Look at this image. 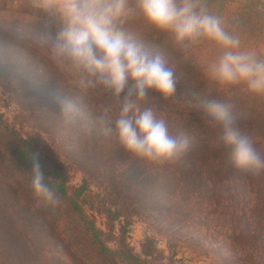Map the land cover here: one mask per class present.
I'll return each mask as SVG.
<instances>
[{"label": "rangeland", "instance_id": "1", "mask_svg": "<svg viewBox=\"0 0 264 264\" xmlns=\"http://www.w3.org/2000/svg\"><path fill=\"white\" fill-rule=\"evenodd\" d=\"M249 2L199 0L211 14L222 19L227 31L239 37L242 49L254 50L264 59V9ZM127 4L128 15L120 25L124 38L162 56L173 72L190 66V57L199 52L202 58L198 57V69H191L192 74L188 70L186 74H180L179 80L190 82L192 87L202 83L208 91L212 89V98L226 104L231 115L238 118L236 120L242 119L241 134L264 146V125H260L264 120V95L250 93L242 83L222 85L210 74L223 49L204 38L176 45L168 33L160 32L144 21L136 0H127ZM36 15L29 0H0V114L9 130L17 133L19 138L39 141L40 149L52 165L59 167L66 176L67 188H78L87 181L91 198L99 196L101 201L94 204V208L85 206L87 214L95 218L97 227L105 231L110 221L100 210L116 213L115 232L128 225L125 241L140 257L146 239L153 238L157 253L149 259V264H264V222L260 228L256 227L257 239H263L261 250L249 251L246 247L243 250L234 247L230 240L236 211L233 207H239L231 205L229 199L240 202L245 197V213H249L251 203L255 201V191L252 194L247 183V171L245 180L239 183H245V196L242 191L235 195L233 188L238 181H230L211 158L203 167L196 162V168L190 174L175 173L169 170L171 164H147L127 154L123 159L122 152L117 151L120 144L115 134L104 130L102 134L101 130L98 132L99 145L110 161L103 160L98 167L96 160H89L91 156L85 147L89 141L84 136L90 130L84 121L91 118L80 111L85 108L83 100L82 104L80 102L86 94L58 95V98L68 97L74 105H81L78 106L80 110L75 106L77 117L68 119L60 110H50L46 106L50 100L37 90L39 78L48 79V89L54 81L42 75L44 62L38 55H48V51L54 50L55 36L50 34H55V28L45 26ZM63 83V89L67 88V81ZM133 86L129 79L125 92ZM103 89L107 88L103 86ZM235 95H241V100L233 101ZM177 96L181 100H176ZM58 98L51 101L55 106L59 105ZM171 99L140 103L142 107L155 110L158 117L165 120L169 132L179 138L186 137L188 145L205 141L211 150L221 147L215 141L221 134L218 126L206 111L202 115L198 113L204 108L202 100L191 99L186 92L176 93L175 100ZM249 106L251 108L247 110ZM256 151L264 159V148ZM8 160V154L0 148V181L15 185L19 197L31 208L26 210L19 206L16 191L0 186V264H94L66 233L64 222L56 218V213L44 209L41 200L23 187ZM241 178L244 179L242 175ZM40 221L57 233V239L52 237L57 254L51 252L53 255L48 260L22 243L25 228L30 227L35 235L41 236ZM19 223L23 226L18 227L19 232L10 229ZM108 246L114 248L115 243Z\"/></svg>", "mask_w": 264, "mask_h": 264}, {"label": "clouds", "instance_id": "2", "mask_svg": "<svg viewBox=\"0 0 264 264\" xmlns=\"http://www.w3.org/2000/svg\"><path fill=\"white\" fill-rule=\"evenodd\" d=\"M32 10L45 24L55 28L54 54L66 59L85 74L88 83H99L119 101L113 114L101 109L99 124L114 133L119 144L133 157L147 164H174L188 151V141L174 137L165 120L151 107H142L147 92L167 100L175 97L177 82L165 59L124 38L121 23L128 15L127 0H29ZM144 21L168 33L176 45L204 38L213 41L222 55L210 70L222 85L244 84L254 95H264V59L254 50L241 48L238 36L226 30L222 19L211 14L199 0H136ZM133 87L125 94L128 80ZM123 94V95H122ZM204 109L218 126L224 150L233 166L241 171L264 169V159L254 142L241 134L229 107L206 99ZM61 114L71 119L76 111L68 97L59 100ZM34 195L55 205L56 194L46 183L39 161L31 164Z\"/></svg>", "mask_w": 264, "mask_h": 264}, {"label": "trees", "instance_id": "3", "mask_svg": "<svg viewBox=\"0 0 264 264\" xmlns=\"http://www.w3.org/2000/svg\"><path fill=\"white\" fill-rule=\"evenodd\" d=\"M221 1L224 2V0ZM50 35L55 36L54 33H51ZM52 49H55V47L52 46ZM197 53L196 56L193 55L194 57H190L192 66H183L176 69L174 72L177 82L176 93L179 95V93L182 94L186 92V96L188 95L191 99L193 97L194 100L199 99L205 102L206 99H213L214 91L212 89L208 91V89L201 83L203 82L202 80L200 82L201 84H198L196 87H192L190 82L186 83L179 80L182 78L180 77V74H186L187 70L192 74L191 69H198V57L202 58V56L199 52ZM47 54L48 55L40 53L38 55V58L44 62L42 72H40L44 76L47 75L51 81L52 79L54 81H52L53 83L50 84L48 89L46 87L48 79L47 81H44L43 78H39V81L37 80L39 83L37 90H39L40 95L44 94L46 95V99H48V101L50 100L46 106L54 112L60 110V107L59 105L55 106L51 101L56 97L58 98L60 93H66L70 97H75L77 92L86 94L81 97L82 99L80 102V104H82L83 100V104H86L84 105L85 108L80 110L78 106L81 105L75 106H77L78 110L87 113L89 118L93 119H86L84 121V124H89L90 130L89 134L87 133L84 136L87 142L89 141V144L85 147L88 148L86 151L91 156L89 157V160H96V166L99 167V164L103 160L106 162L110 161V158L102 152V145H99L101 139L98 138V132L101 130L102 134L103 131L99 124L100 111L101 109L106 108L115 114L119 109V101L112 95L109 89H103L104 85L95 82L91 84L88 83L89 78L85 74L75 69L66 59L56 56L54 50L48 51ZM46 72H48V74H46ZM64 80L67 81L68 87L63 89ZM126 93L127 92H125V94ZM240 98L241 95H235L232 100H241ZM146 99V101H149L150 103H154L155 101L164 102L165 100L154 91L147 92ZM171 100H175V97ZM176 100H181V98L177 96ZM109 105L110 107H108ZM241 106L242 108H245L243 103ZM250 108V106L247 107V110ZM204 111L205 109L203 108L198 113L202 115L204 114ZM77 115L78 114L75 113L74 117H77ZM233 119L238 127L243 124L242 119L236 120L238 118L235 116ZM260 125H264V120ZM170 133L174 137L179 138L172 132ZM112 135L114 136V134ZM217 137L218 138H216L215 141L221 145L220 148H212L211 150L209 145H206L207 142L205 141L199 142L196 145H189L188 151L182 160L178 163L171 164L169 170H172L175 173L190 174L191 172H194L196 162L203 167V165L211 158L213 161H216V164H219L221 168L220 170L228 175L230 181H232V179L238 181V185L235 184V188H233L235 195L236 192L239 194V192L242 191L244 192L242 196H245V183L242 185L239 184L243 183L242 180H245V171L238 170L233 166L224 150L222 135L219 134ZM185 139L188 140L186 137ZM43 145L46 146L45 142ZM39 146V141L37 142L31 138H19L17 133L9 130L8 126L3 122L2 115L0 114V148L8 154V164L11 170L20 177L23 187L26 188L28 193L34 195L31 187V164L35 158L39 161L46 178V183H48L54 190L57 202L55 205H50L42 199H38L43 203L44 209L55 212L57 215L56 218L58 217L64 222L66 233L75 241L79 250H81L94 264H149V259L154 257L157 253V250L154 247L155 240L153 238H147L143 246L144 251L142 256L140 257L136 255L125 241L126 228L128 225L121 226L119 232L116 233L114 224V220L117 218L116 213H111L109 209H98L100 210L99 212L107 214V217L110 218L109 223H107V229L105 231L99 229L96 225L95 218L87 214L85 206L89 205L94 208V204L97 202L101 203L100 197L96 196L91 198V194L88 192L89 189H87L86 180H84V184L78 188H67L68 180L66 176L59 167L52 165L49 157L43 153ZM260 147L264 148L262 143H254L255 151ZM117 151L122 152L120 155L123 156V159L125 158L124 154L131 155L126 152L121 145L117 147ZM241 175L244 179L241 178ZM246 179L248 180L247 183L250 192L253 194L255 191V201H252V208L249 213H245V197L240 202L239 200L236 201L235 198L229 199L231 205L239 207H233L236 211L233 214L231 227L232 238H230V240L234 247L237 246L243 250L245 247L249 251L256 250V248L261 250L260 244L263 242V239H257L256 227L260 228L261 224L264 222V171H247ZM0 186H6L11 190L16 191V201L20 204L19 206H23L26 210L31 208V205H27V203L19 197V191L16 190V187H14L15 185L0 181ZM20 201H22V203ZM16 208L17 211H20L18 206H16ZM255 222L257 223L255 224ZM39 225L41 236L35 235L34 230L30 229V227L28 229L24 227L22 243L36 254H39L42 258L48 260L53 253L57 254L55 251L56 247L52 245V237L54 236L57 239V233L54 232V228L53 230L52 228H47L45 222L40 221ZM18 227L23 226L19 223L17 227L12 226L10 229L17 233L19 232ZM45 242L46 245L44 244ZM111 242L115 243L114 248L108 246Z\"/></svg>", "mask_w": 264, "mask_h": 264}, {"label": "crops", "instance_id": "4", "mask_svg": "<svg viewBox=\"0 0 264 264\" xmlns=\"http://www.w3.org/2000/svg\"><path fill=\"white\" fill-rule=\"evenodd\" d=\"M249 3L252 5H257L258 8L264 9V0H250Z\"/></svg>", "mask_w": 264, "mask_h": 264}]
</instances>
